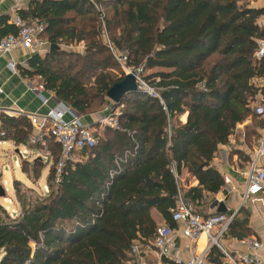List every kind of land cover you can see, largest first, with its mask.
<instances>
[{
  "label": "trees",
  "instance_id": "16d2710c",
  "mask_svg": "<svg viewBox=\"0 0 264 264\" xmlns=\"http://www.w3.org/2000/svg\"><path fill=\"white\" fill-rule=\"evenodd\" d=\"M96 1L112 49L127 55L126 66L142 68L162 101L145 92L125 95L117 125L95 133L96 143L66 162L58 182L54 139L44 135L46 148L27 144L28 117L0 112V140L55 157L48 193L23 195L17 216L0 205V264H125L134 242L154 238L159 225L152 210L173 226L178 192L194 208L222 188L213 159L237 124L258 116L250 102L259 90L254 79L264 78V54L254 57L256 39H264V6L252 0ZM18 15L44 23L49 45L31 55L22 74L37 76L55 100L82 117L104 108L106 91L125 74L103 41L101 12L89 0H29ZM15 32L5 23L0 36ZM73 42H83L84 50L58 46ZM184 172L197 184L184 187ZM13 192L17 197L19 187ZM244 226L233 218L227 233L243 235Z\"/></svg>",
  "mask_w": 264,
  "mask_h": 264
},
{
  "label": "built area",
  "instance_id": "2783aa9c",
  "mask_svg": "<svg viewBox=\"0 0 264 264\" xmlns=\"http://www.w3.org/2000/svg\"><path fill=\"white\" fill-rule=\"evenodd\" d=\"M97 11L98 5L95 0H89ZM13 24L16 27L15 33H8L0 36V54L10 52L16 47L23 48L29 55L41 54L48 50L49 45L46 38L42 35L44 23L33 21L28 22L19 15L14 17ZM257 49L254 57L259 59L264 54V39H256ZM111 46V45H110ZM112 47V46H111ZM114 55L123 64L126 69L125 74L132 72L137 86L150 96L157 97L161 100V96L157 87L148 83L142 76V68H131L125 65L127 55L121 53ZM261 80L262 83H256ZM254 84L259 89L254 100L250 102V106L256 115L264 118V78L254 79ZM30 90L36 91L42 103L46 104L48 97L42 94L45 90L44 85L40 82L30 83ZM162 101V100H161ZM123 105L115 106L107 116L101 119V125L115 126L118 122V115ZM33 124V130L30 135L31 143H40L46 147L44 135L51 136L58 144L60 155L55 167V181L60 180L64 166L68 160L74 159V154L79 153L84 148L92 147L96 143L93 131L88 124L82 120V116L76 114L69 106L57 101L56 105L49 109L43 116L29 115ZM28 153L27 149L21 150L20 154ZM264 156V129L261 137L257 141V149L254 153L253 160L246 174V187L243 193L242 201L257 195L264 190V167L258 165L259 160ZM226 181L228 179L226 178ZM47 191V186H45ZM171 219L181 223L180 233L189 238L191 242L204 233L207 238L206 248L202 253H192L191 257L184 261L183 264H214L209 259V253L212 247H217L221 253V264H264V259L260 255L262 243L253 236H244L237 238V241L244 247V252L235 253L222 241V237L228 231V225L233 217L225 216L222 213H211L207 216L197 213L191 204L186 202L181 193L178 192L175 206L170 210ZM174 227L168 224H160L155 232L154 238L148 244H140L134 242L131 245V255L134 259L141 260V252L143 247H153L161 260L169 257V248L173 244L175 234ZM195 248V247H194ZM178 261L156 262L154 264H177ZM127 264H148L143 261L137 263V260L127 261Z\"/></svg>",
  "mask_w": 264,
  "mask_h": 264
},
{
  "label": "crops",
  "instance_id": "0c3cea01",
  "mask_svg": "<svg viewBox=\"0 0 264 264\" xmlns=\"http://www.w3.org/2000/svg\"><path fill=\"white\" fill-rule=\"evenodd\" d=\"M28 2L29 0H0V35L5 29V23H13L14 17L18 15V10L26 8ZM251 3L253 6L257 7L264 6V0H252ZM30 57L31 55L26 53L21 47H16L10 52L0 54V112L2 111L12 116H19L21 114L26 115L29 121V115L43 116L49 109L53 108L57 102L52 92L43 90L41 91L42 94L49 98L47 103L44 104L38 97L36 91L29 89L28 85L30 83H37L38 81L37 76L33 75L29 77L23 75L21 72L22 67H28V60ZM113 106L112 104L109 109L107 108L105 113L108 111L111 112L114 109ZM91 117V119H93L94 116L92 115ZM180 119L185 121L186 114L182 115ZM261 119L264 118L259 117L258 120ZM82 120L87 124L83 117ZM100 126L103 127L102 125ZM263 129L262 123L260 124L259 122L257 128L258 133H255L257 141L261 137ZM233 136L234 133L229 136L226 144L219 147L212 162L213 166L222 173L224 185L217 193H206L204 198L194 207V210L201 215L222 213L225 216L237 218L239 221L245 220V226L243 228L246 231L243 232V235L240 234L236 236L231 233H226L222 237V241L232 252L241 253L244 252V247L239 244L237 238L253 236L262 243L260 255L262 259H264V190L257 195L247 198L244 202L242 201L246 187V174L257 149V141L251 144L249 143V147L247 144L248 142L240 139L239 144L236 145L232 143ZM6 142L12 143L11 140H0V145ZM80 158L79 156L78 159L75 160H79ZM258 165L264 167V156L259 160ZM20 173V177L17 176L16 179L24 182L22 178H25L30 182L25 172L21 171ZM226 178L228 181H226ZM181 182L184 187L197 184L195 177L185 172L181 176ZM220 203L223 204L222 212L217 211ZM152 215L158 225L164 223L156 210H152ZM172 227H174L176 232L172 240L173 244L169 248L168 258L161 260L153 247H143L141 260L138 258L134 259L133 257L129 262L137 260V263L143 261L148 264H154L156 262H165V260L168 262L174 260L178 261L177 264H183L184 261L191 257L192 253H202L206 248L207 238L204 233H202L196 241L191 242L189 238L180 233L182 227L181 223L174 221ZM210 251V261L214 264H221V253L218 248L214 246ZM125 264H127V262Z\"/></svg>",
  "mask_w": 264,
  "mask_h": 264
},
{
  "label": "rangeland",
  "instance_id": "374dc122",
  "mask_svg": "<svg viewBox=\"0 0 264 264\" xmlns=\"http://www.w3.org/2000/svg\"><path fill=\"white\" fill-rule=\"evenodd\" d=\"M95 2L97 3L98 9L101 12V16H99V18L103 26V30H102L103 41L109 47L113 55L114 52L117 55H119L121 53L116 52L110 46L111 43H110L109 35L106 29L104 28V21L102 19L104 15V9L96 0ZM259 22L263 24L264 17L260 18ZM58 46L65 50H78V51L84 50L83 42H73L70 44L61 43ZM114 57L125 74L126 69L122 66L123 64L121 63V61L118 60V58L115 55ZM260 82L262 83L261 80L256 81V83H260ZM109 101L111 100L107 98L106 105L104 106V108L95 111L93 113L84 115L83 117L85 122L92 129L94 135L95 133H101L102 128L105 126V125H102L103 127L100 126L102 124L101 119H103L105 116H107L109 113L112 112V111L111 112L108 111L107 113H105V110L107 108L109 109L112 104L115 105L112 101L111 102ZM113 107L115 109V106ZM92 115L94 116L93 117L94 120L91 119ZM258 119H259L258 116L253 118L252 115L244 122L237 124L236 128L232 132L234 133V136L232 137V143L238 145L240 139H242L248 142L247 144L250 147L251 143L256 142L257 139L255 133H258L257 131V128L259 126ZM29 142L31 141L29 140L26 141L27 144ZM27 144L26 145L19 144L17 146L16 142H12V143L6 142L0 145V189H4V194L0 195V205L2 204L6 206L7 208L5 209L9 211L11 216H17V213L19 212V204L17 203H20V200L24 197L23 195H26L27 197H33L37 194L43 195L48 193V191H50L49 183L47 182V177L50 175V171L54 166L53 164L55 163V157H51V156L49 157L48 156L49 151L44 148L35 149L33 145L31 147H28ZM46 145H48V142L46 143ZM25 148L28 149V153L24 154L23 157L21 156L20 152ZM78 154H74V159H78L79 157ZM22 169L27 171L31 179L30 182H28L25 178H22L23 181L25 182V185L14 183L17 176L20 177L21 174L20 172L22 171ZM45 186H47V191L45 190ZM13 187H19L20 192L19 194H17L18 195L17 197H15L13 194L14 193Z\"/></svg>",
  "mask_w": 264,
  "mask_h": 264
},
{
  "label": "water",
  "instance_id": "95a60500",
  "mask_svg": "<svg viewBox=\"0 0 264 264\" xmlns=\"http://www.w3.org/2000/svg\"><path fill=\"white\" fill-rule=\"evenodd\" d=\"M57 45H50V48H57ZM136 92H144L142 89H140L137 86V83L135 81V77L132 72L126 73L124 77L115 82L107 91L106 96L108 99H110L115 106L119 105L122 98L131 93ZM4 192L1 190L0 195H2ZM223 210V204H219V208L217 209L218 212H222Z\"/></svg>",
  "mask_w": 264,
  "mask_h": 264
}]
</instances>
